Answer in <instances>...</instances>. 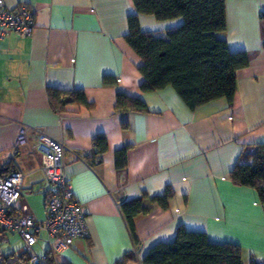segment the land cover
<instances>
[{
    "label": "crops",
    "instance_id": "obj_1",
    "mask_svg": "<svg viewBox=\"0 0 264 264\" xmlns=\"http://www.w3.org/2000/svg\"><path fill=\"white\" fill-rule=\"evenodd\" d=\"M3 2L31 8L34 25L29 36L8 31L0 39V171L10 162L22 173L20 202L42 221L48 184L34 145L40 135L60 141L64 173L85 211L84 238L53 250L40 231L35 253L65 264H118L132 252L134 259L122 264H142L153 244L171 240L182 226L205 232L211 242L239 245L244 264L264 263V204L254 188L229 178L240 153L264 143V0H224L225 28L216 37L231 51H245L248 64L236 70L231 105L218 98L194 109L170 86L140 89L141 59L124 39L132 0ZM138 23L163 36L182 18L139 13ZM48 87L82 89L92 107L57 112ZM118 90L141 98L146 108L114 110ZM21 126L28 128L26 142L18 145ZM98 133L107 150L92 163ZM167 186L166 207L150 200ZM143 193L146 211L133 219L134 240L120 203ZM1 237L0 264H17L22 241L10 231Z\"/></svg>",
    "mask_w": 264,
    "mask_h": 264
},
{
    "label": "trees",
    "instance_id": "obj_2",
    "mask_svg": "<svg viewBox=\"0 0 264 264\" xmlns=\"http://www.w3.org/2000/svg\"><path fill=\"white\" fill-rule=\"evenodd\" d=\"M135 13L128 15V32L124 39L141 59L138 66L143 76L140 89L143 92L172 87L189 109L218 98H225L232 104L236 90V70L248 64L245 51H231L226 42L216 37L225 28L224 0H132ZM151 14L156 19L181 17L182 23L167 29L165 35L142 31L138 14ZM264 19V11L261 12ZM107 81V79H106ZM49 104L57 112L68 105L92 107L82 89L47 88ZM144 101L122 91L116 92L114 110H144ZM107 150L104 134L92 138V151L88 159L98 162ZM124 152V149L120 152ZM0 174L12 168L6 163ZM229 178L235 184L254 188L258 199L264 204V143H256L253 151H242ZM143 193L138 198L120 203V210L129 233L135 240L133 219L144 213ZM172 196L169 186L162 194L153 195L150 200L162 207ZM48 256V263L55 259ZM22 258L19 255L16 262ZM134 259L132 252H126L118 264ZM142 264H244L242 249L233 243H217L208 240L203 231H189L179 226L169 241L153 244L142 258ZM248 264H264L250 260Z\"/></svg>",
    "mask_w": 264,
    "mask_h": 264
},
{
    "label": "built area",
    "instance_id": "obj_3",
    "mask_svg": "<svg viewBox=\"0 0 264 264\" xmlns=\"http://www.w3.org/2000/svg\"><path fill=\"white\" fill-rule=\"evenodd\" d=\"M34 25V12L25 5L10 8L0 0V39L8 31L29 36ZM27 126H21L16 143L26 142ZM40 153V169L48 184L44 192L45 216L36 220L24 203L23 175L19 170H10L0 174V241L4 232L15 233L22 241V256L18 264H65L54 260L48 263L46 254L38 255L34 251L40 231L50 237V248L57 250L67 247L76 238L87 235L85 211L75 199L70 179L64 173L62 142L40 135L34 145Z\"/></svg>",
    "mask_w": 264,
    "mask_h": 264
},
{
    "label": "rangeland",
    "instance_id": "obj_4",
    "mask_svg": "<svg viewBox=\"0 0 264 264\" xmlns=\"http://www.w3.org/2000/svg\"><path fill=\"white\" fill-rule=\"evenodd\" d=\"M2 241H0V244H1Z\"/></svg>",
    "mask_w": 264,
    "mask_h": 264
}]
</instances>
